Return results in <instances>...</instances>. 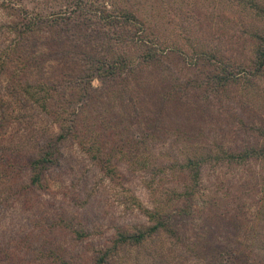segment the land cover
<instances>
[{"label": "rangeland", "instance_id": "1", "mask_svg": "<svg viewBox=\"0 0 264 264\" xmlns=\"http://www.w3.org/2000/svg\"><path fill=\"white\" fill-rule=\"evenodd\" d=\"M124 1L148 17V32L164 44L152 45V60L141 63L136 42L127 54L139 63L113 78L95 73L89 82L92 57L104 53L91 5L99 9L103 0H0V264H94L110 249L106 264H208L187 242L264 256V212L257 216L264 160H214L260 142L251 127H264V76L230 68L232 81L218 87L213 65L197 51L216 43V11L225 2ZM48 14L75 22L61 29L49 22L55 17L39 22ZM24 80L47 82L49 96L38 97L50 98L52 113L21 93ZM82 129L91 134L88 146L117 152L110 158L118 176L81 147ZM59 135L65 138L57 141ZM51 142L55 151L47 149ZM45 149L52 162L37 187L29 163ZM136 150L143 156L130 166L125 155ZM194 154L210 161L187 204L191 214L173 222L175 236L160 232L141 246H115L118 232L151 225L137 203L176 209L175 192L190 183L177 164Z\"/></svg>", "mask_w": 264, "mask_h": 264}, {"label": "trees", "instance_id": "2", "mask_svg": "<svg viewBox=\"0 0 264 264\" xmlns=\"http://www.w3.org/2000/svg\"><path fill=\"white\" fill-rule=\"evenodd\" d=\"M104 1L110 5L109 9L104 6ZM222 1L225 2V5H222L224 6L222 11H216L215 37L211 38V41H216V43L210 48H201L198 46V48L196 47L197 51L204 56L209 64L213 65V70L215 71L211 74V77L216 78V85L218 87L228 86L229 81H232L235 73L230 68L235 69L238 73L244 72L246 77H252L251 75H254L257 78H262L264 76V0ZM125 4L124 0H103V4L99 9L95 7V3L91 5V12L95 14L94 18L98 24V27H95L97 31L94 32L97 36H95L97 38L95 39L96 46L102 49L104 53L97 59L92 57L93 67H91V71L88 75L89 82H91L94 76L93 74L95 73V76L100 74L99 76L105 78H113L139 63L136 57L133 58L127 54L128 51L134 49L132 46L135 47L136 42H138L141 52H144L141 53V63H147L152 60L153 55L151 51L152 48H154L152 45H154L155 48H159L164 44V40H161L158 37L159 35L148 32L150 26L148 17L144 16L143 18L138 16L136 11L126 7ZM187 13L186 11L185 14ZM57 16V14H48L47 16L39 18V22L43 21L49 24L48 19L55 17L49 22L53 24L52 27L60 29L69 23L74 24L75 22L68 17ZM229 24H232L233 28L230 27ZM103 28L106 30H103ZM233 32L235 33L233 34ZM138 33H140V35ZM123 35H125L126 38H122ZM129 42L130 46H128ZM246 50H249L251 53L249 57L245 55ZM237 51L241 53L238 56L227 54L236 53ZM34 61L35 60H32V62ZM248 69H250V71ZM28 82L30 81L24 80L23 83H20L19 87L21 88V93L35 100L36 103H38V108L44 113H52L51 102L49 103L50 98L41 97V95L38 97L39 94L42 93L49 96L50 93L47 82ZM251 130L260 138V142L256 147H250L238 152H223L222 156H217L214 160L219 162L224 161L226 163L243 162L250 159L264 160V127H251ZM86 134L91 135L86 129H82L80 135V138H82V141H80L81 147H84L86 153L90 155L93 160H96L100 167L106 170L110 176H118L115 167L111 163V158L113 157L110 158L111 154L114 156L117 152L112 150L105 152L100 148H94V146L91 147V145L88 146L89 138H87ZM64 138L65 136L59 135L56 140L61 141ZM48 144L50 145L47 149L53 148V151H55L54 145L56 146V143L54 144V142H51ZM47 149L41 151V153L29 163L31 185L37 187L42 186V170L46 165L52 162L50 154L53 153H49L50 150L47 151ZM142 156L139 150L127 151L125 155L130 166L137 164L135 160L142 158ZM209 161L210 157L194 154L186 156L183 163L177 164L178 173H185V177L186 175L188 176L190 183H187L188 185L186 184V186L184 185L181 192H175L176 209H174L173 212L168 211L166 213L156 206L153 211H150L144 209L137 203V208L144 212L148 220H150L151 225L146 228L135 230L134 232H118L115 239V246L118 244L141 246L148 238L160 232H166L169 236H175L178 230L173 227V222H176L177 219L190 213L191 201L195 194L194 187L198 184L200 169L202 165ZM141 166L145 168L147 165ZM187 204L190 206L188 207ZM258 204L257 216H261L264 212V188L261 189V197ZM186 244L185 246L190 252L200 253L206 256L205 258H207L208 264H264V256L261 257L257 255L251 248L212 247V245L195 248L194 244L190 245L188 242ZM110 251L111 249L99 253L94 260V264H106ZM224 255H226L225 262L222 257ZM62 264L67 263L63 262Z\"/></svg>", "mask_w": 264, "mask_h": 264}]
</instances>
